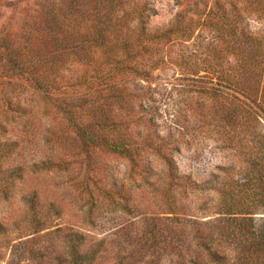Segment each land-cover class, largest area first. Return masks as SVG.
<instances>
[{"label": "trees", "instance_id": "obj_1", "mask_svg": "<svg viewBox=\"0 0 264 264\" xmlns=\"http://www.w3.org/2000/svg\"><path fill=\"white\" fill-rule=\"evenodd\" d=\"M155 1L42 0V13H27L17 37L4 31L0 37V139H6L0 141V201H8L24 179V166L13 164L19 141L7 137L33 115L29 93L47 101V112H57L65 121L49 147L52 158L31 170L68 173L80 186L77 198L92 205L101 196L113 197L99 188L94 177L99 163L84 165L83 157L86 160L97 151L128 159L135 172L143 173L142 178L148 175L143 179L148 184L155 163L163 162L169 181L160 179L162 195L171 190L186 194L189 188L202 191L201 184L180 175L174 158L179 146L171 143V137L160 136L149 111L154 103L152 88L143 83H149L161 69H178L193 83L206 80L186 88L213 99L211 113L227 132L253 130L261 123L264 35L253 33L248 23L264 20V0H187L185 10L161 29L151 27ZM204 34L209 37L204 39ZM13 81L18 84L12 85ZM17 86L22 94L15 92ZM251 134L259 136L254 131ZM46 144L51 145L50 141ZM153 156L158 160H151ZM260 166H256L255 182L264 187V164L262 169ZM251 187L240 188L237 197L232 193L241 200L238 206L246 204L245 197L254 196ZM118 190L122 202L112 198L111 207L131 213L124 204L129 195L121 196L122 188ZM23 200L24 229H20L21 220L9 227L0 224V249L7 243L4 237L10 229L19 232V239L39 237L60 217L54 204L45 205L36 193ZM220 214H228L226 204ZM237 215L255 213L233 214ZM254 240L249 248L253 256L243 255L240 261H231L233 264H264V240ZM84 242L85 236L73 234L57 247L54 240L46 247L34 241L33 247L25 249L26 264H91L102 253L101 243L88 246ZM202 247L211 264L231 263L209 243L203 242Z\"/></svg>", "mask_w": 264, "mask_h": 264}, {"label": "rangeland", "instance_id": "obj_2", "mask_svg": "<svg viewBox=\"0 0 264 264\" xmlns=\"http://www.w3.org/2000/svg\"><path fill=\"white\" fill-rule=\"evenodd\" d=\"M186 5L187 0H156L151 27L169 26ZM42 8V0H0V37L4 31H11L17 37L26 14L39 15ZM248 25L253 33L264 35V20H251ZM208 37L203 35L204 39ZM196 82L189 81L178 69L165 68L143 85L152 88L154 103L149 111L158 126L157 132L161 137H171V143L179 146L174 158L180 175L190 177V183L201 184L202 191L192 192L189 188L186 194L171 190L162 195L158 191L164 186L160 179L167 183L169 178L161 161L155 163L148 184L143 182L148 175L142 178L143 173L135 172L126 158L100 151L86 160L83 157L85 166L99 163L94 177L99 188L113 195V200L122 202L119 188H122L121 196L129 195L124 204L131 213L113 209L112 198L101 196L94 205L78 199L80 186L71 181L68 173L31 170L34 165L52 158L49 147L55 144L65 121L57 112H47V101L29 93L33 115L7 137L10 141H19L13 164L21 162L24 166V179L17 183L8 201H0V224L9 227L21 220L20 229H24L23 199L35 193L45 205L54 204L60 217H55L51 230L40 233L39 237L19 239V232L10 229L4 237L7 243L0 249V264L29 263L25 249L33 247L34 241L46 247L54 240L57 247L71 234L85 236L84 243L88 246L101 243L102 253L91 264H211L203 242L228 256V263L240 261L243 255L252 257L251 242L264 240V187L255 182L256 166L260 164L262 169L264 164V114L253 130L227 132L219 118L211 113L213 99L201 92L190 93L186 88L189 84L207 83L199 79ZM14 84L18 82L13 81ZM14 89L16 93L23 92L18 86ZM253 131L259 136H253ZM153 159L158 160L156 156ZM74 168L81 169L80 165ZM250 187L256 193L251 199L244 198L245 205L238 206L241 201L236 198L238 191ZM223 204L227 206V215L220 214ZM236 212L255 215L233 216ZM47 234L53 235L41 239Z\"/></svg>", "mask_w": 264, "mask_h": 264}]
</instances>
